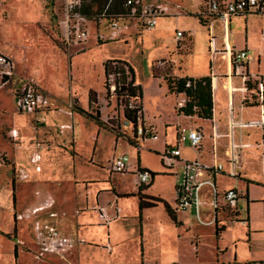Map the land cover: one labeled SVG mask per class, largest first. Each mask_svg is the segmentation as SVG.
I'll return each instance as SVG.
<instances>
[{
	"label": "rangeland",
	"instance_id": "1",
	"mask_svg": "<svg viewBox=\"0 0 264 264\" xmlns=\"http://www.w3.org/2000/svg\"><path fill=\"white\" fill-rule=\"evenodd\" d=\"M52 2L53 0H0V49L12 59L15 73L20 76L28 75L27 78L33 77L48 93L49 98L52 96V99L69 104L72 103L73 98H79L80 102H85V92L88 87L98 93L100 105L93 102L86 112L101 123L95 150V141L94 139L91 141L90 138L96 134L98 126L93 121L83 117L84 120L79 123L82 135H78L81 130L77 131L75 135V139L78 135L75 146L78 165L84 168L83 172L76 171L79 176L77 178H82L83 175L96 182H107L110 190L113 189L115 192L129 191L134 188L135 176L132 175V170L139 165V168L149 173L166 172L171 174L170 177L152 178L151 189L148 191V194L154 197L170 198L174 194L172 183L181 175V171L175 173V168L181 166L182 162L172 163L164 157L162 152L156 151L154 147L157 148L161 144L151 145L150 141H155L154 139H146L139 143L142 148L139 158L135 152L127 148L129 142L127 143L126 139L119 138L118 145L114 149L115 136L110 132L109 124H115V120L110 121L109 119L117 116L119 123H122V120L120 109H116L117 112L110 103L106 104L104 99L103 59L126 58L129 61L128 65L131 66L141 82L151 81V79L156 82L160 79L161 83H164L165 75H170L172 72V75L177 76L178 68L187 74L194 75H209L211 70L214 73L228 72L231 69L228 51L231 48H242L246 41L253 56L259 55V71L264 73V44L260 40L261 33H264V16L251 14L245 17L234 16L230 20L226 17L218 18L210 20L207 25L202 26L196 21L195 15H189L187 12L192 11L195 14L200 7L202 10L201 0H163L162 2L170 9V16L159 18L158 26L153 29L138 32L132 28L119 40L104 44L96 43L95 29L90 26L86 42L66 48L60 42L63 28L54 14ZM102 3L103 0H99L92 6L91 11L97 10ZM178 13H182L180 15L185 17L177 25L178 30H184L190 34V42H186L187 39L183 38L179 46L176 43L171 44L176 30L173 26H176V19H179L180 16ZM103 31L104 29L101 27V32ZM104 34H107L106 31ZM184 44L187 45L186 50L183 49ZM178 47L180 49H177ZM80 48H83V53L75 57L76 64L75 67L72 65L71 71V58L77 53L74 51ZM169 59L174 64H171ZM255 60L250 64L253 71L257 69ZM161 61L165 63L163 71L159 66ZM172 67L175 68L171 71ZM211 75L213 76V73ZM240 85V80H231L220 87L217 82L212 83L211 78L212 104L214 101L211 121L200 122L195 118H185L188 124L201 127L200 155L204 160L199 159V162L209 166L221 164L224 167V175H216V179L219 181L216 188L220 203H225L222 198L224 191L227 190L223 188L225 185L240 181V191L245 193V188H243L245 182L232 177L236 176L238 172L243 179L245 177L250 180L262 179L259 150L254 145L251 146L255 142L253 132H240L236 124L227 123L228 120L233 121L232 118L238 119L240 116V97L244 92ZM71 89L77 90L78 93L74 92L73 95ZM222 101L229 106V113L226 115L223 113L225 106H218V103ZM134 104L137 105V101H134ZM157 106L156 104L155 107ZM254 109L257 110V108ZM254 109L250 108V110ZM249 115L253 116L252 112ZM226 117L228 118L226 119ZM59 120L52 114L47 118L45 125H40L37 128L34 115L25 112L16 113L10 87L8 85L1 87L0 152L4 156L3 162H0V264H41L45 263L49 257H56L38 250L35 232L32 228L37 220V214L30 219L31 217H26L23 211L31 201L37 200L34 192L39 190L37 189L39 178L43 183H52L45 184L50 186V190H55L54 194L57 197H60L61 194L65 196L71 181V155L67 147L63 148L65 151L61 153H58L57 150L47 151V148H41L40 152L45 156L40 162L43 172L39 178H37V174H34L33 166L28 164V160L35 153L33 151L35 145L37 143L47 144L45 143L47 138L41 140L37 136L40 137L46 130L55 133ZM249 122L251 121H246V124ZM10 129H16L19 132L16 142H12L7 137V132ZM169 130L162 127V130L159 129L156 132L157 138L166 140L168 136H165L164 131ZM182 133L184 136L186 135L187 127L182 129ZM246 135L249 138H246ZM174 138L172 139L173 145L175 144ZM180 142L188 147L189 153H193L195 149L188 145L186 139ZM26 144L33 147L27 159L24 157L27 149L22 147ZM120 150L127 151L132 166L123 174L110 173L107 163L112 154L115 153L113 156H117L120 154ZM19 153H21V159H19ZM92 157L93 161H90ZM239 166H242V169L239 170ZM19 171L25 172L28 175V180L19 181ZM208 178L210 179L211 175ZM12 183L16 188V192L13 193L14 201L12 200ZM252 185L249 186L253 191L252 194H261L260 196L263 197L264 190H261L263 185ZM204 191L206 197H202L203 200L204 198L212 200V187L204 186L201 193ZM120 200L126 208L131 209L137 203L136 199L131 197ZM236 205L239 211V220L248 219V222H231L225 218L222 212H219L217 216L220 222L219 227L223 226L224 231L219 234L220 238L218 239L212 224L213 209L210 205H203L200 208V222L194 221L192 217L189 219L188 227L186 226L185 229L188 237L185 239V236L181 241V244L186 247L184 251L188 255H192L191 259L188 258L190 256L184 259L186 264H190V262L195 264H233V256H236L237 264H246L245 260L251 256L255 260L264 258V210L261 205L254 204L248 211L245 200L237 201ZM71 211L72 208H68V212ZM40 215L45 216V214ZM208 220L211 223L206 224ZM201 222L205 225L200 224ZM246 224H248L250 232L253 233L247 234L246 230L243 236V226ZM134 226L133 224L125 226L126 231L130 232V239L128 238L126 244L130 248H137L140 251L138 226H136L137 237H131ZM149 230L150 228L145 232L148 239L142 245L143 255L147 256L149 253L154 256L155 251H150L147 247L149 244L154 246L157 233L154 230ZM248 240L249 244L247 245ZM248 247L249 252L245 255L242 248L248 250ZM15 248L16 255L14 254ZM236 249H238L237 252ZM145 250H147L146 253ZM140 257L141 252L139 253ZM56 259L58 258L56 257ZM124 259L131 262L137 260V257Z\"/></svg>",
	"mask_w": 264,
	"mask_h": 264
},
{
	"label": "crops",
	"instance_id": "2",
	"mask_svg": "<svg viewBox=\"0 0 264 264\" xmlns=\"http://www.w3.org/2000/svg\"><path fill=\"white\" fill-rule=\"evenodd\" d=\"M202 1V10H203V0ZM201 9V7H200ZM197 11L195 14L192 11H187L189 15H195L196 21H198V24H201L200 21H203V18L200 17L199 13L202 11L200 10ZM179 15L182 13H178ZM183 15L179 16V19H176V26L175 27V32L174 34L179 31L177 25L180 24V20H183L185 17H182ZM230 20V19H229ZM209 22V21H207ZM158 26V21L156 24V27ZM205 26V25H202ZM184 34V38L187 40L190 38V34L186 33L184 30L181 31ZM130 35V34H128ZM175 36L172 39L171 44H175L176 42ZM262 42V41H261ZM97 43V41H96ZM264 44V42H262ZM105 44V43H104ZM78 46V45H75ZM72 47V46H71ZM247 48L249 51L250 49L246 45L242 48ZM70 48V47H68ZM238 48V49H242ZM83 48L77 49V52L75 53L72 58H71V71H72V65L75 67V57L77 55L83 53L82 52ZM192 50V47H191ZM0 51L5 54L1 49ZM73 52V53H74ZM79 52V53H78ZM191 52V51H190ZM189 52V53H190ZM251 52V51H250ZM6 55V54H5ZM258 56V55H257ZM256 57V56H255ZM170 58V57H169ZM120 60L124 61L127 64H129V61L126 58H105L103 59L102 63L104 64L105 61L107 60ZM256 59V58H255ZM170 60V59H169ZM171 62V60H170ZM256 63V60H255ZM171 64H174L171 62ZM130 66V65H129ZM257 66V64H256ZM103 67V65H102ZM131 67V66H130ZM175 67L171 68L172 69ZM219 68V67H218ZM258 69L252 70V72L259 71ZM103 70V77L104 75V68ZM179 73L177 76L172 75V72H170V76L177 77V78H183V77H188L191 79H199L202 77H210L212 78V83H218V85L222 84H227L231 80L232 81H238L240 79L233 77L231 74V69H229L228 72H212L213 76L211 74L205 75V74H187V72H184L181 68H178ZM134 74V85H140L141 92H142V98L140 100L141 103V109H142V116H143V121L145 124L152 125L155 132H157L159 129H170L169 131H164L165 136H168V138L165 140H162L160 138H157L155 141H150L151 145L154 144H161L159 147H154L156 151L159 152H164L166 147L174 146L176 145L178 149H180V156L179 158L182 160H199L204 158L200 155V151H193V153H189L188 147L186 145L182 144L179 140H177L181 136V130L187 127V131L189 129H198L201 132V127L193 126L192 124H188L185 120V118H195L196 120L200 122H207L211 120H201L195 116L192 117H186L181 114H177V109L178 106L176 105L177 103H183L185 102V96L184 94H170L168 92L167 86L164 83H161L160 79L159 81H151L147 80L145 82H141L137 77L135 72ZM264 75V73H261ZM25 76V75H23ZM25 77H28L26 75ZM31 77V76H30ZM34 81L35 79L31 77ZM104 82V79H103ZM102 82V84H103ZM241 85L240 88H243L242 81L240 80ZM37 86L42 89L47 95L48 93L35 81ZM163 84V86H161ZM103 87V86H102ZM72 94L74 95V92H77L75 89H71ZM93 91L95 92V102L99 104L98 102V93L91 89L87 88L85 92V102H80L79 98H73L72 99V104L74 106V112L72 118H69L66 116L65 113L63 112H56L57 109H62V110H67L68 109V104H63L62 101H57L54 98L52 99V96H50L51 102L53 104V108L50 109L49 111H45L43 114L38 117L40 119V122H37V128L38 126H43L47 122V118L53 114V116H56L57 119L59 120L58 126L55 128V133H52L50 130H46V132L42 133V135L39 137L37 136L38 139H45L47 138L48 140L45 142L47 144H41L37 143L35 147L33 148L32 146H28L26 144L25 146H22L23 148L27 149L26 155L24 156L26 159L29 157V154L31 152V148H33V151H35L34 154H39L40 155V161L38 165L40 166V162L44 159V156L42 152H40L41 148H47V151L52 149V151H56L58 153L64 152L65 150L63 148L68 149L70 155H71V181L68 184L67 191L65 193V196L57 197V195L54 194L55 190H50V186L45 184L50 182H41V179L39 178V175L42 174L43 168L40 166V171L36 172L34 170V165L28 160V164L30 163L33 166V172L34 174H37L38 179V188L39 190L35 191L34 194L37 196L36 201H31V203L24 208L23 214L28 217H31L32 219L36 214H33V210L39 207H42L43 209L39 212H37V219H42L49 221L51 224H54L60 233L61 236L71 238L74 241L73 247L67 251L66 253H63L61 255L55 254V253H49V252H43L41 250V245L37 243V248L38 250L41 251V253H46L50 254L53 256H56L58 259L55 258H47L45 260V263L41 264H171V263H176V264H186L184 262V259L187 258L188 255L186 251H184L183 244H181V241L188 237L186 234V226L188 227L189 224V219L192 217L194 221V210L191 208L188 212L186 213H174V216L177 220V222L180 224L179 226H176L171 219L169 218L168 214L166 213L164 206L162 203H156L154 207L151 208H143L142 210H139L138 204H139V199L135 195L140 188V186L137 185L136 178L134 181V188L125 191L124 192H115L113 189L110 190V186L107 184V182H96L95 180L87 179L85 176H81L82 178H77L78 172H83L84 168L78 165V154L75 151V146H76V141L78 138V135H82V130L81 127L79 126L80 121H83V117L86 118V112L89 110L90 107V102H89V92ZM97 94V95H96ZM79 96V95H77ZM80 97V96H79ZM97 97V98H96ZM104 99H105V94H104ZM241 101V97H240ZM156 104L158 105L157 107ZM100 105V104H99ZM214 105V101H213ZM77 106V107H76ZM107 106V105H106ZM218 106H225L223 113L226 115L229 113V106L228 104L224 101L219 102ZM245 107L241 104V109L240 111V116L239 118H232V120H228V124L232 125V122L237 125V129L240 132H249L252 131L254 138L251 146L253 145L259 150V156L261 160V176L262 179L260 180H250L248 177H245L244 179L241 177L240 172L237 173L235 179L237 180H243L245 182V185L243 188H245V193H243L244 199L247 202V209L249 211L250 207L253 206L254 204H257L258 206L261 205L262 209L264 210V196L259 195H253L252 190H250L249 186L252 184L254 185H263L261 190H264V176H263V168H262V157H261V148L259 146L260 143V137H261V131H260V111L259 109L255 110H250V108ZM253 114V116L249 115V113ZM163 113V114H162ZM169 113V114H168ZM163 115V116H162ZM230 118V116H228ZM226 117V119L228 118ZM87 119V118H86ZM90 120V119H89ZM35 121V119H34ZM246 121H251L249 124H246ZM36 122V121H35ZM67 123H73V129L72 131H64L63 133H60L58 130V127L62 124H67ZM12 130V129H10ZM16 130V129H15ZM75 139V135L77 131H80ZM19 136L18 130H16ZM9 132V131H8ZM7 132V137L8 136ZM110 132H112L110 130ZM113 133V132H112ZM128 131H123L124 135H128ZM100 135V128L98 127V130L96 134H93L91 136V141L94 139V150L96 147V143L98 142ZM113 135L115 136L114 139V149L118 145V139L120 137H117L114 133ZM18 136L16 139H10L12 142H16L18 140ZM173 137H175V144L173 145ZM246 138H249L248 135H246ZM126 141V140H125ZM128 143V141H127ZM127 148L131 149L133 152H135L137 158H139V153L142 150L139 145H130L129 143L127 144ZM120 154L125 153L129 156L127 151L120 150ZM0 154L4 156L1 152ZM33 155V154H32ZM115 153L112 154L111 159L114 157ZM119 155V154H118ZM32 157V156H31ZM19 159H21V153H19ZM31 159V158H30ZM110 159V160H111ZM130 159V157H129ZM76 160V161H75ZM108 161L107 165H109ZM90 161H93V157L90 159ZM2 163V162H1ZM27 163V162H26ZM23 166V164H21ZM132 165L130 164L129 168ZM139 165L136 167L138 168ZM133 168L132 171H134ZM175 173H179L180 171L182 172V165L178 166L175 168ZM238 169H242V166H239ZM78 171V172H76ZM230 172V171H229ZM80 174V173H79ZM151 174L155 175V177H170L171 174H167L166 172L160 173V174H155L151 172ZM133 175V174H132ZM224 175V174H223ZM179 179V178H178ZM176 179L175 182L172 183L173 185V191L174 194L170 196V198H162V197H154L148 194V191L151 189V184L150 183L149 187L145 190L141 191V194L144 197H154V198H159L166 202L169 207L173 208L174 202H175V186L178 181ZM28 180V178L26 179ZM24 180V181H26ZM21 181V180H19ZM218 180L215 177V184H218ZM240 182V181H239ZM239 182L235 181L233 184L225 185L223 186L224 189H236L240 191V186ZM45 184V185H44ZM252 185V186H253ZM58 187V186H57ZM15 190L12 191V196L14 195L13 193L16 192ZM241 192V191H240ZM126 195H131V196H126ZM205 191L202 193L201 197H206L205 196ZM135 198L137 203L133 205V209L131 208H126L124 206V203L120 199H125V198ZM52 199L53 203L52 205H48L49 200ZM205 199V198H204ZM263 199V200H262ZM146 201L147 198H145ZM208 201V199H205ZM65 205V206H64ZM115 207L119 209V216L118 218L114 219L111 221L108 225H103L101 224L100 220V214L98 209L103 208L106 209V211L110 214L113 215L115 213ZM68 208H72L71 212H68ZM128 211H131L128 213ZM40 214L45 216H41ZM264 214V213H263ZM16 218V215H15ZM28 219V220H30ZM17 221V219H16ZM209 222V220L207 221ZM248 222V219H247ZM239 223V222H235ZM128 224H133L134 226V232L131 237H137V230L136 226H138V231H139V238H140V243H141V248L140 251H138L137 248H130L126 244V241L128 238L130 239V232L126 231V227ZM250 224V220H249ZM148 226V228H147ZM250 226V225H249ZM33 228V226H32ZM150 228V230H154L157 233V238L154 243V246L148 245V249L150 251H155V255L151 256L149 253L144 254V248H143V243L146 242L148 238L145 235V232ZM243 236L245 231L247 234H251L253 232H250V228L248 227V224L243 226ZM15 230V227H14ZM13 230V232H14ZM149 230V231H150ZM248 236V235H247ZM220 238V236H219ZM36 241V239H35ZM36 244V242H35ZM247 245L249 244V240L246 243ZM238 249H236L237 252ZM242 252L247 255L249 252V247L248 250H245L242 248ZM147 250H145L146 253ZM141 252V257L139 258V253ZM143 252V253H142ZM193 252V251H191ZM127 257H137V260L128 262L124 258ZM192 255L188 257L191 259ZM41 259V258H40ZM233 264H237L238 261L236 259V256H233L232 260ZM246 264H264V258H258L255 260L252 256L247 258L245 260ZM190 264H195L193 262H190Z\"/></svg>",
	"mask_w": 264,
	"mask_h": 264
},
{
	"label": "built area",
	"instance_id": "3",
	"mask_svg": "<svg viewBox=\"0 0 264 264\" xmlns=\"http://www.w3.org/2000/svg\"><path fill=\"white\" fill-rule=\"evenodd\" d=\"M115 1L107 0L99 14L85 15L79 11L84 0H53L54 14L63 28V34L60 35L61 44L68 48L86 42L90 26L95 29L97 42L117 41L132 28L138 32L150 30L156 27L159 18L170 16V9L162 2L163 0H120L123 10L109 14V10L113 7ZM203 4V10L199 15L205 22L225 17L228 19L234 16L245 17L251 14L264 16V0H203ZM101 27L104 29L103 32H101ZM105 31L107 34H104ZM183 38V32L177 31L175 33L177 45L182 42L181 39ZM260 40L264 42V33H261ZM228 53L231 75L240 79L243 84L244 92L241 95V104L248 108H257L260 111L261 137L259 146L261 148L264 176V75L258 71L252 72L250 69V64L255 58L257 67H259L260 57L259 55L254 57L246 47L242 49L231 48ZM159 66L160 70L163 71L165 69L163 61L159 62ZM124 71V75H128L127 68L124 67ZM121 76V73L115 69L104 76L103 88L106 104L110 103L115 110L119 108L122 120V123H119L117 116L111 117L109 120H115V124L110 123V129L117 137L126 139V141L132 140L135 145H139L146 139L156 140L157 135L153 126L145 124L143 121L142 109L136 113L137 125L135 129L122 116V109L125 107L128 110L135 109V104L134 100L130 99L125 102L122 97L119 98L116 94V91L123 87ZM191 84L190 81H186L185 87H189ZM7 85L10 87V93L13 96L16 113L25 112L34 115L35 121L39 123L40 119L38 117L53 108L51 99L37 86L35 81L15 73L12 59L0 51V89ZM177 106L181 108L183 103H177ZM56 112H63L66 116L72 118L74 106L69 103L67 110L57 109ZM72 129L73 123L62 124L58 127L60 133L66 130L72 131ZM123 131H128L129 134L124 135ZM8 136L9 139H16L18 133L15 129H12L9 130ZM184 139H186L192 149L197 151L201 148L202 134L198 129H189L185 136L181 130V136L177 140L181 141ZM179 154L180 151L176 145L166 147L163 152L164 157L172 163H183L181 175L175 186V202L172 211L174 213H186L193 208L195 220L200 222V208L203 205H210L213 209V225L216 222L219 226L220 222L217 219L219 212L230 214L231 217L228 219L231 222L245 223L246 220H239V211L236 205L237 201L243 200V193L236 189H227L222 196L225 203H220L218 200L215 177L217 174L223 175L224 167L221 164L209 166L200 163L199 160H182L179 158ZM39 161L40 155L37 153L33 154L30 162L34 165L36 172L40 171ZM0 162H3L1 154ZM129 166V156L122 153L110 160L108 168L110 173L123 174L129 170ZM132 174L140 187L147 186L152 180L150 173L139 167L134 169ZM210 175L211 178L209 179ZM18 178L24 181L28 178V175L23 171H19ZM204 186L212 187V200L206 201L201 197V190ZM52 203L53 200L50 199L48 205L50 206ZM40 208L42 207L37 209ZM114 210L115 213L110 215L106 209H98L101 224L108 225L111 221L118 218L120 211L117 207ZM19 218L21 217L19 216ZM209 223L211 221L206 222V224ZM200 224L205 225L202 222ZM33 231L35 232L37 243L41 245L43 252L61 255L69 251L74 245V241L71 238L61 236L58 228L49 221L37 219L33 224Z\"/></svg>",
	"mask_w": 264,
	"mask_h": 264
},
{
	"label": "trees",
	"instance_id": "4",
	"mask_svg": "<svg viewBox=\"0 0 264 264\" xmlns=\"http://www.w3.org/2000/svg\"><path fill=\"white\" fill-rule=\"evenodd\" d=\"M88 1V3H86ZM99 0H84L82 7L79 9V11L85 15H93V14H99L101 10L103 9L104 4L107 0H103V3L101 6L95 10L94 12L91 11L92 6L96 4ZM123 10V6L120 0H116L113 4V7L109 10V14L121 12ZM201 25H207V22L200 21ZM186 42H190L188 39ZM183 45V44H182ZM179 46V45H178ZM177 49H180L179 47ZM187 49V45L184 44V48ZM124 67L127 68L128 75H124ZM104 68V75L108 74L109 71L115 69L118 70L121 73V82L123 83V87L118 89L116 91L117 96L120 98L122 97L125 102L128 100H134L137 101V105L135 104V109L128 110L127 107L122 109L121 114L124 117V119L130 124L132 128H136L137 125V119H136V113L141 110V103L140 100L142 98V92L140 85H134V74L131 67L124 61L120 60H107L103 64ZM190 81L192 84L189 87H185V82ZM165 84L167 86L168 92L170 94H184L185 96V102L181 108L177 109V114L184 115L186 117H192L195 116L201 120H211L212 119V110H213V104H212V95H211V78L210 77H202L199 79H191L188 77L183 78H177L170 75H165ZM89 102L93 103L95 102V92L90 91L89 92ZM86 118L93 121L98 127H101L100 121L91 116L86 114ZM130 145H134L132 140H127ZM197 151H200L198 149ZM150 175L155 176L150 173ZM151 183V182H150ZM150 183L147 186H143L139 189V191L135 194L139 199L138 208L139 210H142L143 208H151L156 205V203H162L164 206V209L166 213L168 214L171 221L176 225L179 226L180 224L177 222L173 211L169 207V205L164 202L163 200L159 198L154 197H144L141 194L142 190H145L149 187ZM12 191H14V184L12 183ZM131 196V195H126ZM145 198H147L146 201ZM244 199V196H243ZM12 200L14 201V195L12 196ZM225 218L228 219L231 217L230 214L227 212H224ZM247 223V220L246 222ZM214 229H215V236L218 239L219 234L224 231L223 226H218L216 222H214ZM14 254L16 255V248ZM14 255V256H15ZM143 264V263H140ZM176 264V263H171Z\"/></svg>",
	"mask_w": 264,
	"mask_h": 264
},
{
	"label": "bare ground",
	"instance_id": "5",
	"mask_svg": "<svg viewBox=\"0 0 264 264\" xmlns=\"http://www.w3.org/2000/svg\"><path fill=\"white\" fill-rule=\"evenodd\" d=\"M41 209H42V208H40V209H37V208H36V209H34L32 212H33V214H37V212L41 211Z\"/></svg>",
	"mask_w": 264,
	"mask_h": 264
}]
</instances>
